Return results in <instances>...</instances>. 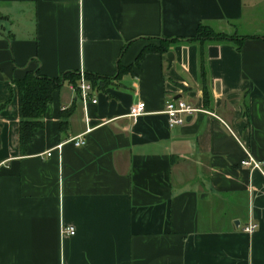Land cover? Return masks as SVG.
Instances as JSON below:
<instances>
[{"label":"crops","instance_id":"1","mask_svg":"<svg viewBox=\"0 0 264 264\" xmlns=\"http://www.w3.org/2000/svg\"><path fill=\"white\" fill-rule=\"evenodd\" d=\"M199 24L257 38L148 50ZM37 70L102 78L96 104L55 92L22 151ZM172 100L206 113L171 129ZM0 108V264H264V176L241 165L264 164V0H0Z\"/></svg>","mask_w":264,"mask_h":264},{"label":"trees","instance_id":"2","mask_svg":"<svg viewBox=\"0 0 264 264\" xmlns=\"http://www.w3.org/2000/svg\"><path fill=\"white\" fill-rule=\"evenodd\" d=\"M253 38L257 37L242 36L236 32L228 33L218 31L211 26L199 24L195 36L187 39L161 38L159 39V46L149 47L148 50L165 55L168 53L169 46L176 42L199 43L202 45L210 43H233L237 45V49L240 50L246 40ZM141 58L142 57H139L138 60ZM118 67L119 74L126 71L120 64ZM80 77V73L67 72L58 78H49L37 70L34 72H27L22 79L15 81L19 99V142L22 151H24L33 141L36 133L44 128L45 113L48 105L53 99V94L59 91L65 83L77 87ZM85 78L93 87H95L97 82H99L102 77L85 73ZM202 85L204 89L205 102H208L210 99V92L204 80ZM68 115V113L63 114L61 122L62 127L67 125Z\"/></svg>","mask_w":264,"mask_h":264},{"label":"built area","instance_id":"3","mask_svg":"<svg viewBox=\"0 0 264 264\" xmlns=\"http://www.w3.org/2000/svg\"><path fill=\"white\" fill-rule=\"evenodd\" d=\"M72 88L79 92L81 100L84 104L93 103L96 104L97 100L93 99L91 96V92L93 91V86L90 82H88L85 78V74L81 73L80 81L77 87L71 85ZM205 112L204 110H200L182 100H172L167 103L164 113L168 116L169 127L171 129L183 125L188 116H192L193 114ZM206 113V112H205ZM146 114V105L144 102H139L138 104L132 106L130 108L129 117L133 119H137ZM75 146H83L85 142L83 140H75ZM59 148L61 146H58ZM48 156L51 155V152L47 153ZM246 159L241 162V165L247 168H251L252 170L260 171L264 176V164L256 161L252 155L246 151ZM257 229L256 224H249L245 227L244 231L248 234H252ZM62 235H75V229L72 227L65 228L62 230Z\"/></svg>","mask_w":264,"mask_h":264},{"label":"water","instance_id":"4","mask_svg":"<svg viewBox=\"0 0 264 264\" xmlns=\"http://www.w3.org/2000/svg\"><path fill=\"white\" fill-rule=\"evenodd\" d=\"M168 58L173 61V55L171 53L168 54ZM190 118H188L187 120H189Z\"/></svg>","mask_w":264,"mask_h":264}]
</instances>
